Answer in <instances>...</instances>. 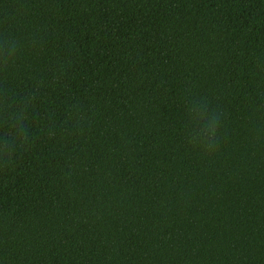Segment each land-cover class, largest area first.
<instances>
[{
	"label": "trees",
	"instance_id": "16d2710c",
	"mask_svg": "<svg viewBox=\"0 0 264 264\" xmlns=\"http://www.w3.org/2000/svg\"><path fill=\"white\" fill-rule=\"evenodd\" d=\"M0 264H264V0H0Z\"/></svg>",
	"mask_w": 264,
	"mask_h": 264
}]
</instances>
